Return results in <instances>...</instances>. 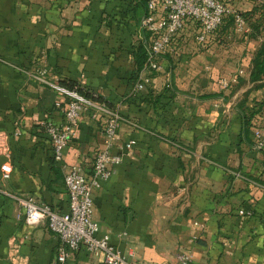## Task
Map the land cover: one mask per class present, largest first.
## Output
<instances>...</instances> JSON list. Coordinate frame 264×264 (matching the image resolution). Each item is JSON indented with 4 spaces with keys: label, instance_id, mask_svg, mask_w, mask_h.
Masks as SVG:
<instances>
[{
    "label": "crops",
    "instance_id": "crops-1",
    "mask_svg": "<svg viewBox=\"0 0 264 264\" xmlns=\"http://www.w3.org/2000/svg\"><path fill=\"white\" fill-rule=\"evenodd\" d=\"M104 7L119 10L114 0H0V165H12L8 178L0 169V264L51 263L58 237L45 222L27 223L17 197L67 211L62 164L89 170L103 145V117L90 106L63 159L52 160L43 124L64 119L66 77L101 93L122 117L113 147L121 162L93 190V219L112 245L145 264H180L179 251L190 264H264V151L254 149L252 132L264 127V85L249 78L261 43L253 38L262 37L248 28L231 42L234 29L220 27L199 43L188 23L162 69L134 79L139 20L130 13L138 36L124 39L120 12L112 24L97 23ZM239 70L237 83L220 86ZM140 73L143 89L135 87ZM65 264L106 263L80 247Z\"/></svg>",
    "mask_w": 264,
    "mask_h": 264
},
{
    "label": "built area",
    "instance_id": "built-area-1",
    "mask_svg": "<svg viewBox=\"0 0 264 264\" xmlns=\"http://www.w3.org/2000/svg\"><path fill=\"white\" fill-rule=\"evenodd\" d=\"M229 15L233 16L237 31H247L245 17L231 5L230 0H146V11L139 19L140 28L148 35L141 38L147 43V58L141 71L162 69L161 58L166 52L176 50L177 35L186 24L195 25V40L206 43ZM241 73L239 70L230 78L219 79L220 86L225 88L237 83ZM146 81L148 78L140 73L135 87L143 89ZM61 89L69 96L64 119L59 123L51 120L44 123L53 145L54 159L58 162L63 159L64 149L75 134L82 113L90 106H94L95 113L103 117V145L96 149L90 172L79 164H62L68 195L67 211H57L32 195L17 197L24 208L25 221L30 224L45 222L58 237L55 258L50 264H65L71 253L80 247L101 256L106 264H145L134 259L132 253L126 255L112 245L109 235L101 233L98 222L93 219V190L109 179L121 162V155L113 152V147L122 117L115 108L93 102L75 90ZM252 132L254 149H264V127H255ZM134 143L131 139L124 148L130 149ZM0 169L2 177H10L12 165L9 161L2 162ZM17 257L18 244L13 241L9 245V258L15 261ZM177 259L180 264H190L192 257L190 253L179 251Z\"/></svg>",
    "mask_w": 264,
    "mask_h": 264
},
{
    "label": "trees",
    "instance_id": "trees-1",
    "mask_svg": "<svg viewBox=\"0 0 264 264\" xmlns=\"http://www.w3.org/2000/svg\"><path fill=\"white\" fill-rule=\"evenodd\" d=\"M114 2H117V6L119 7L118 12H120V16L116 18L119 21V25L117 24V28L120 30L121 26V33L124 34V39H131V36L134 38V36L137 34V28L133 27L131 28V22H132V15L136 17V25L137 21L140 19V13H145L146 11V0H114ZM237 2V0H230V3ZM233 6V5H232ZM234 7V6H233ZM104 12H106L105 17L101 16L99 20H97V23L104 21L105 24L111 23L113 21V16L115 14H111L109 10H107L106 7H104ZM240 12V11H239ZM132 15H131V14ZM141 14V15H142ZM242 15H244L246 18V21L249 24V19H251V36L256 37L258 33L264 34V0H255L254 4L251 8L247 9L245 12H241ZM130 16V17H129ZM115 18V17H114ZM119 18L121 20H119ZM114 19V20H116ZM118 21H116L118 23ZM234 22V18L232 15L227 16L224 19V22L221 24V29H224L225 27L231 28L232 24ZM125 26V27H124ZM139 26V25H138ZM139 30L141 31L142 35L148 36L146 31L142 30L139 26ZM138 35H136L137 38ZM264 36V35H262ZM133 45H130L128 48L132 47ZM127 49V48H126ZM132 53L134 56L135 61V68L132 73V78L136 79L138 76V73L143 68V65L147 58V43L143 42L142 40H138V43L132 47ZM250 81L252 82H262L256 83L257 86L264 85V40H262V43L258 47V49L255 52V56L252 59L251 62V70H250ZM59 85H61L64 88H67L69 90H75L87 99L96 102V103H104L106 106L110 108H114L113 104L107 100L101 93L94 90L92 87L87 86L83 84L82 82L78 81L77 79L66 77L59 81ZM68 104V100L67 103ZM67 108V106H66ZM65 108V109H66ZM43 128L45 130V126L43 124ZM46 132V130H45ZM47 134V133H46ZM257 150V149H256ZM264 151V149L259 150ZM52 160L56 162L54 159V156H52ZM92 167V166H91ZM91 168L87 170L90 172Z\"/></svg>",
    "mask_w": 264,
    "mask_h": 264
},
{
    "label": "rangeland",
    "instance_id": "rangeland-1",
    "mask_svg": "<svg viewBox=\"0 0 264 264\" xmlns=\"http://www.w3.org/2000/svg\"><path fill=\"white\" fill-rule=\"evenodd\" d=\"M254 2H255V0H237V2H234V3H232V5L234 6V8L237 10V11H240V12H245V11H247V9H249V8H251L252 7V5L254 4ZM245 15V14H244ZM243 15V16H244ZM245 17V16H244ZM246 18V17H245ZM251 19H249V24H248V22H247V28H249V29H252L251 28ZM232 28L234 29V33H232V35H231V37H230V39L229 38H227V40H231V42L232 41H239L240 39H241V36L242 35H244V34H248V33H245L246 32V30H244V31H237L236 29H235V25H234V22H233V24H232ZM248 30V29H247ZM249 31V34L252 32L251 30H248ZM258 36H261L262 37V39L260 40V39H256V38H253V42L254 41H257L256 43H255V45H257V44H259L260 43V41H261V43H262V40H264V36H262V35H264V34H260V33H258L257 34ZM248 38H251L250 36L248 37ZM226 39V38H225ZM260 43V44H261Z\"/></svg>",
    "mask_w": 264,
    "mask_h": 264
}]
</instances>
